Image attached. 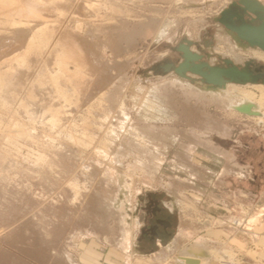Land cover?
<instances>
[{
  "label": "rangeland",
  "instance_id": "rangeland-1",
  "mask_svg": "<svg viewBox=\"0 0 264 264\" xmlns=\"http://www.w3.org/2000/svg\"><path fill=\"white\" fill-rule=\"evenodd\" d=\"M230 1L0 0V264H264V86L232 84L256 118L153 72L184 39L223 56ZM152 197L176 235L142 254Z\"/></svg>",
  "mask_w": 264,
  "mask_h": 264
},
{
  "label": "water",
  "instance_id": "water-1",
  "mask_svg": "<svg viewBox=\"0 0 264 264\" xmlns=\"http://www.w3.org/2000/svg\"><path fill=\"white\" fill-rule=\"evenodd\" d=\"M215 23L224 28L231 39L242 49H258L264 52V4L258 0H232L222 10ZM199 42L184 39L174 53L180 54L181 61L176 66L174 63L165 62L153 67L154 75L167 76L175 74L179 79L189 81L193 85H200L205 91H219L228 84L240 86L263 85L264 67L251 70L254 60H249L244 67L235 65L230 60H224V67L213 66L210 56L206 61L204 56L193 51ZM195 78H193V77ZM234 111L250 117H261L258 106L254 103H245L234 108ZM171 244L169 242L167 246ZM205 253L201 255L204 257ZM186 264H200L199 259H185Z\"/></svg>",
  "mask_w": 264,
  "mask_h": 264
},
{
  "label": "flooded vegetation",
  "instance_id": "flooded-vegetation-1",
  "mask_svg": "<svg viewBox=\"0 0 264 264\" xmlns=\"http://www.w3.org/2000/svg\"><path fill=\"white\" fill-rule=\"evenodd\" d=\"M233 41V40H232ZM205 52L200 53L202 56H204V60L206 61L207 56L210 57L212 55L219 56L218 58L221 61L227 60L223 59L221 55H218L213 53V46H210L208 42L204 43ZM242 49V48H241ZM240 49V50H241ZM246 50V49H245ZM254 50V49H252ZM256 50V49H255ZM209 51H212V53H209ZM242 51V50H241ZM181 57V56H180ZM213 58H210V63L213 66H219L224 67V63L222 62L220 65L213 64L216 60H212ZM243 66L249 61L254 60V65L251 67V70L254 71V74H257L255 72L256 69H259L261 67H264V65L257 66V63H264V60L262 58L258 57H249L245 58ZM181 61V58L177 61L169 60L168 62L174 63L176 66ZM236 65V64H235ZM262 74H264V69L262 71ZM192 77V76H191ZM177 213L174 211H171L165 204L163 200H160L156 197H152L148 202L147 206L145 207V218H144V226L142 228V231H140V239L137 243V251L140 253H144L145 251H157L159 248L158 244L161 243L165 247L169 242H171L176 235V229H177ZM159 242V243H158Z\"/></svg>",
  "mask_w": 264,
  "mask_h": 264
},
{
  "label": "bare ground",
  "instance_id": "bare-ground-1",
  "mask_svg": "<svg viewBox=\"0 0 264 264\" xmlns=\"http://www.w3.org/2000/svg\"><path fill=\"white\" fill-rule=\"evenodd\" d=\"M259 2H261V0H258ZM231 2V1H230ZM262 3V2H261ZM28 5V4H27ZM33 8V7H32ZM11 11V10H10ZM33 12V11H32ZM225 31V30H224ZM217 40L218 42H220L223 46H225V50L223 53H222V58L223 59H227V60H230L232 61L234 64L236 65H243L244 64V61L246 60L243 56V54L241 53V50L239 49V46L234 42L232 41L231 37L228 35V33L225 31L224 33L222 34H218L217 36ZM257 50V49H256ZM193 77V76H192ZM195 78V77H193ZM179 79V78H178ZM175 79L173 81V84L174 85H179L180 87H182L183 89L185 88L186 91L189 93H187L188 95H191L192 97H197V98H202L200 97V92L197 90V88H195L194 86L191 85V83L189 81H186V80H181V79ZM181 81H186V82H181ZM190 83V84H189ZM235 85V84H234ZM232 84H228L227 87L223 90H219V91H212V92H209V94L207 93H202L203 95V98H205L206 100L208 99V97H210V102L211 103H216V104H222L223 106H225L226 109H230V110H233L234 111V108L235 107H238L240 105H243L245 103H254L253 102V99L250 97V96H247L245 93L239 91L238 86H234ZM240 86V85H239ZM178 87V86H177ZM200 87V85H199ZM233 87V88H232ZM236 87V88H235ZM181 88V89H182ZM200 89L202 91H205L202 89V87H200ZM185 91V92H186ZM208 92V91H206ZM242 96V98H240V96ZM190 96V97H191ZM255 104V103H254ZM257 105V104H256ZM258 106V105H257ZM258 110L260 111V108L258 106ZM261 113V111H260ZM262 117V115H261ZM257 118V117H256ZM237 166V165H235ZM238 167V166H237ZM243 169V168H241ZM264 216V215H263ZM122 224V222H121ZM124 229V234L125 235H128V229L127 227L126 228H123ZM185 229V227H184ZM184 237V236H183ZM127 238V237H126ZM179 237L174 241L173 243V246H177L178 245V242H179ZM159 243V242H158ZM174 246V247H175ZM158 247L163 249L164 246L161 245V243L158 244ZM172 249V248H171ZM170 249V250H171ZM169 250V251H170ZM177 250V249H176ZM175 250V251H176ZM205 250L206 248L204 247V245H194L188 252H185L186 255H183V257L185 259L187 258H190V259H199L200 261V264H203L204 262V259L206 256L204 257H201V255L203 253H205ZM168 251V252H169ZM173 251V250H172ZM174 251V252H175ZM173 252V253H174ZM172 253V254H173ZM166 254L165 251L164 253H162L161 255V258L162 256ZM182 257V256H181ZM160 257L158 259H161ZM165 258V257H164ZM167 259V258H165ZM183 259V260H185ZM182 264H186L185 261L182 263Z\"/></svg>",
  "mask_w": 264,
  "mask_h": 264
},
{
  "label": "built area",
  "instance_id": "built-area-1",
  "mask_svg": "<svg viewBox=\"0 0 264 264\" xmlns=\"http://www.w3.org/2000/svg\"><path fill=\"white\" fill-rule=\"evenodd\" d=\"M222 264H244V263H236V262L226 261V262H223Z\"/></svg>",
  "mask_w": 264,
  "mask_h": 264
}]
</instances>
